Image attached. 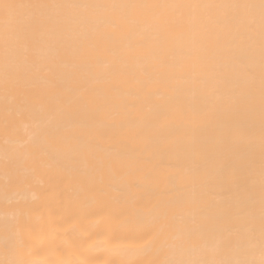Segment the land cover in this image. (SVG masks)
Masks as SVG:
<instances>
[{"label": "bare ground", "instance_id": "1", "mask_svg": "<svg viewBox=\"0 0 264 264\" xmlns=\"http://www.w3.org/2000/svg\"><path fill=\"white\" fill-rule=\"evenodd\" d=\"M0 264H264V0H0Z\"/></svg>", "mask_w": 264, "mask_h": 264}]
</instances>
